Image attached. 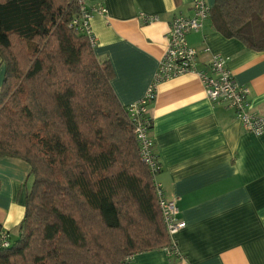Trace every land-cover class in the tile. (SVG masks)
I'll use <instances>...</instances> for the list:
<instances>
[{"label":"trees","instance_id":"obj_1","mask_svg":"<svg viewBox=\"0 0 264 264\" xmlns=\"http://www.w3.org/2000/svg\"><path fill=\"white\" fill-rule=\"evenodd\" d=\"M210 11L226 38L264 51V0ZM79 15L76 0H0V159L32 178L0 264H129L171 244L112 66L73 26Z\"/></svg>","mask_w":264,"mask_h":264},{"label":"crops","instance_id":"obj_2","mask_svg":"<svg viewBox=\"0 0 264 264\" xmlns=\"http://www.w3.org/2000/svg\"><path fill=\"white\" fill-rule=\"evenodd\" d=\"M101 6L90 27L94 54L113 69L111 87L123 107L142 99L166 48L169 23L192 15V0H86ZM210 10L214 0H206ZM211 12V11H210ZM156 16L157 22L144 19ZM204 69L209 55L228 58L236 84L249 88L252 113L264 117V51L246 48L215 28L213 16L186 38ZM5 68L0 60V86ZM150 137L161 166L154 182L174 199L185 228L174 236L182 260L166 249L135 253L129 264H264V134L245 132L234 112L205 96L186 74L158 84L148 105ZM29 166L0 159V229L17 239L30 188Z\"/></svg>","mask_w":264,"mask_h":264},{"label":"built area","instance_id":"obj_3","mask_svg":"<svg viewBox=\"0 0 264 264\" xmlns=\"http://www.w3.org/2000/svg\"><path fill=\"white\" fill-rule=\"evenodd\" d=\"M76 1L80 15L72 24L79 32L87 36L94 46L95 38L91 31L90 19L94 13L105 14L106 10L101 6L91 8L86 0ZM191 10V16L177 15L171 20L165 37V52L158 62L152 83L142 99L126 107L134 128L133 133L138 145L139 158L152 176L157 206L171 241L170 246L164 249L177 260H182L183 257L177 250L174 236L185 228V224L177 219L176 201L166 198L162 189L154 182L161 166L150 137L151 120L147 111L148 105L153 100L156 86L186 74H194L199 78L205 96L211 103L221 104L231 109L245 132L256 137L264 134V117L251 112L248 101L249 88L235 83L231 72L227 69L228 58L210 54L209 48L204 47L203 52L210 57L204 69L198 68V54L195 49L188 46L186 38L189 34L201 30L204 22L209 18L210 8L206 0H192ZM157 20L156 16H151L145 18L144 23L151 24ZM10 246V233L0 229V250Z\"/></svg>","mask_w":264,"mask_h":264},{"label":"rangeland","instance_id":"obj_4","mask_svg":"<svg viewBox=\"0 0 264 264\" xmlns=\"http://www.w3.org/2000/svg\"><path fill=\"white\" fill-rule=\"evenodd\" d=\"M263 22H264V14H263ZM31 183H32V178L30 179V185H31Z\"/></svg>","mask_w":264,"mask_h":264}]
</instances>
